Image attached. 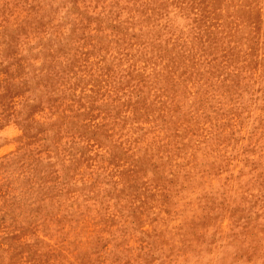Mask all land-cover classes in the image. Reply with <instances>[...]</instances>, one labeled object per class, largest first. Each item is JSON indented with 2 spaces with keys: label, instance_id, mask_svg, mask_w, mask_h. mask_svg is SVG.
Wrapping results in <instances>:
<instances>
[{
  "label": "rangeland",
  "instance_id": "1",
  "mask_svg": "<svg viewBox=\"0 0 264 264\" xmlns=\"http://www.w3.org/2000/svg\"><path fill=\"white\" fill-rule=\"evenodd\" d=\"M0 264H264V0H0Z\"/></svg>",
  "mask_w": 264,
  "mask_h": 264
}]
</instances>
